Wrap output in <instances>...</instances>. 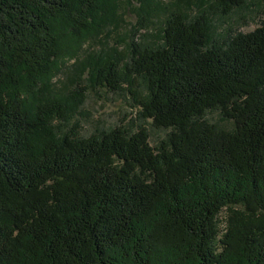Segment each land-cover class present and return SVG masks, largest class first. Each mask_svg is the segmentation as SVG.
I'll list each match as a JSON object with an SVG mask.
<instances>
[{"label": "trees", "instance_id": "16d2710c", "mask_svg": "<svg viewBox=\"0 0 264 264\" xmlns=\"http://www.w3.org/2000/svg\"><path fill=\"white\" fill-rule=\"evenodd\" d=\"M223 14L247 0H215ZM99 0H0V264H264V21L214 39L204 13H174L156 47L133 41L95 83L141 78L142 116L170 133L121 127L57 139L56 98L33 108L71 36L94 28ZM33 96V97H34ZM218 109L230 132L206 118Z\"/></svg>", "mask_w": 264, "mask_h": 264}, {"label": "rangeland", "instance_id": "374dc122", "mask_svg": "<svg viewBox=\"0 0 264 264\" xmlns=\"http://www.w3.org/2000/svg\"><path fill=\"white\" fill-rule=\"evenodd\" d=\"M94 28L81 38L68 32L64 18L57 21L61 34L60 54L51 72L43 78L42 92L27 93L30 108L42 99L56 98L67 106L65 117L54 119L51 128L57 139L75 132L78 137L100 135L121 127L128 133L146 129L152 147L166 139L168 128L156 127L142 116L140 101L146 97L144 81L124 75L117 90L95 83L96 69L106 60H118L125 70L132 43L156 47L163 43V29L174 13L194 20L204 13L214 39L247 33L264 21V0L246 4L223 14L215 0H99ZM34 96V97H33ZM205 118L220 131L230 132L234 120L223 117L218 109L208 110Z\"/></svg>", "mask_w": 264, "mask_h": 264}]
</instances>
